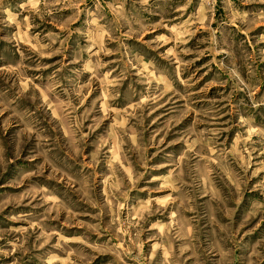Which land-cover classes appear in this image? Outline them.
Returning a JSON list of instances; mask_svg holds the SVG:
<instances>
[{"label":"rangeland","instance_id":"obj_1","mask_svg":"<svg viewBox=\"0 0 264 264\" xmlns=\"http://www.w3.org/2000/svg\"><path fill=\"white\" fill-rule=\"evenodd\" d=\"M0 264H264V0H0Z\"/></svg>","mask_w":264,"mask_h":264}]
</instances>
